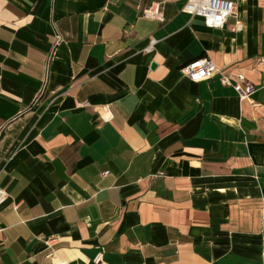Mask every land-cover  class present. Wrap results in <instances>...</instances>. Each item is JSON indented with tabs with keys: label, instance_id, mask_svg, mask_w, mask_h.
<instances>
[{
	"label": "crops",
	"instance_id": "crops-1",
	"mask_svg": "<svg viewBox=\"0 0 264 264\" xmlns=\"http://www.w3.org/2000/svg\"><path fill=\"white\" fill-rule=\"evenodd\" d=\"M186 1L0 0V264H264V0Z\"/></svg>",
	"mask_w": 264,
	"mask_h": 264
},
{
	"label": "built area",
	"instance_id": "built-area-1",
	"mask_svg": "<svg viewBox=\"0 0 264 264\" xmlns=\"http://www.w3.org/2000/svg\"><path fill=\"white\" fill-rule=\"evenodd\" d=\"M183 11L192 18L198 17L204 20V23L209 28L223 29L228 21L236 14V4L230 0H187ZM142 16L147 19L164 22V4L156 3L151 7H147L142 11ZM243 26L238 24L236 31H242ZM157 41L150 39L146 53H151L154 50ZM258 66L264 69V56L258 60ZM181 73L186 76L191 82L200 83L207 81L217 75H220V82L224 86H232L238 95L243 99H250L255 92V87L249 83L243 73L237 75L233 80L221 73L217 65L209 58L197 59L182 67ZM84 106H89L88 102L83 103ZM106 175V174H104ZM8 200V193L0 187V207ZM263 217H264V200H263ZM60 241L59 235L49 238V244H57ZM94 264H107L104 261L103 254L99 253L93 260ZM66 264V263H57Z\"/></svg>",
	"mask_w": 264,
	"mask_h": 264
},
{
	"label": "water",
	"instance_id": "water-1",
	"mask_svg": "<svg viewBox=\"0 0 264 264\" xmlns=\"http://www.w3.org/2000/svg\"><path fill=\"white\" fill-rule=\"evenodd\" d=\"M152 67L155 68L156 67V64H153Z\"/></svg>",
	"mask_w": 264,
	"mask_h": 264
}]
</instances>
